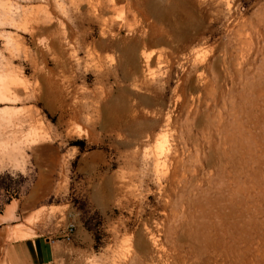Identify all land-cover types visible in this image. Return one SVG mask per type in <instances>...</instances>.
I'll return each instance as SVG.
<instances>
[{"label":"rangeland","instance_id":"obj_1","mask_svg":"<svg viewBox=\"0 0 264 264\" xmlns=\"http://www.w3.org/2000/svg\"><path fill=\"white\" fill-rule=\"evenodd\" d=\"M0 15V70L63 103L19 91L0 105L17 111L0 115V263L29 264L22 241L37 238L56 247L50 264H171L144 246L153 236L179 264H212L233 245L225 264L264 263V0H0ZM133 48L151 55L144 75ZM165 155L206 197L166 206L152 163ZM12 203L15 219L1 221Z\"/></svg>","mask_w":264,"mask_h":264},{"label":"bare ground","instance_id":"obj_2","mask_svg":"<svg viewBox=\"0 0 264 264\" xmlns=\"http://www.w3.org/2000/svg\"><path fill=\"white\" fill-rule=\"evenodd\" d=\"M2 14H3V16H4V18L3 19H7V17H6V15L4 14V12H2ZM168 15V14H167ZM2 17H1V15H0V19H1ZM10 20V19H9ZM12 20V19H11ZM8 38V37H7ZM7 41H9V39H7ZM52 43H51V47L50 48H56V42L55 41H51ZM58 48V47H57ZM192 53H193V51H192ZM181 54V53H180ZM187 54V53H186ZM181 55H184V54H181ZM190 55V53L188 54V56ZM184 56H186V55H184ZM150 57H151V55L149 54V53H146L145 51H142V50H140V51H138V49L137 48H133V49H131V51L129 52V55H128V62L129 63H132L133 65H134V69H132L133 71H134V74H138V73H140V74H143V73H145L147 70H148V66H149V63L151 62V59H150ZM178 58H179V56H178ZM186 58H188V57H186ZM190 58V57H189ZM192 58L194 59V60H196V62H197V58H198V53H195V54H192ZM183 59V58H182ZM200 59V58H199ZM0 60H1V62H3V61H5L4 60V57L2 56V54H0ZM190 60V59H189ZM188 60V61H189ZM201 62V61H200ZM157 63H158V61H157ZM202 63V62H201ZM4 66H3V70H0V105L1 104H8V105H14L15 103H17V102H19L20 101V99H19V97L20 96H18V93H19V91H20V93L22 92V95H23V100H32V101H41L42 103H43V105L47 108V109H51L52 110V102L53 101H55L56 100V102H57V105H58V108H60V109H62V106H63V103H62V101H60L61 100V97L60 96H58L59 94L57 93V94H53V92L48 88V87H45L44 88V93L43 94H40L39 93V89H37V88H33V89H31V90H29V91H27L26 90V88L24 87L23 88V86H22V84L23 83H21L20 81H19V79L17 78V76H15V75H13L11 72H10V70L9 69H5V67H7L8 66V63L7 62H4ZM159 64V63H158ZM163 64H166V65H169L170 64V61H169V59L168 58H164V61H163ZM201 65V64H200ZM2 66V65H1ZM1 69H2V67H1ZM203 69V68H202ZM201 69V70H202ZM205 73V72H204ZM144 75V74H143ZM147 75V74H146ZM200 76L202 77L203 76V72L200 74ZM206 76V75H205ZM144 77V76H143ZM199 77V76H198ZM145 78V77H144ZM195 79H197V78H195ZM43 80V79H42ZM208 80V79H207ZM195 81V80H194ZM198 81V80H197ZM44 82V81H43ZM45 84H46V81H45ZM53 85V84H52ZM42 86H44V85H42ZM46 86V85H45ZM53 89V88H52ZM58 90V89H57ZM174 93H175V95L177 94V93H179V89H178V86H176L175 88H174ZM178 97L180 96V95H177ZM22 99V98H21ZM176 101V100H175ZM177 102V101H176ZM55 103V102H54ZM112 103V102H111ZM174 105V104H173ZM114 106V105H113ZM108 107L109 106H107V105H103L102 106V109H101V113H102V115H103V117L104 118H108L109 117V111H108ZM16 110H15V108L14 107H5V108H3L2 110H0V115H8L9 117L10 116H14L15 114H16ZM168 116V115H167ZM165 118H167L166 116H165ZM166 121H167V119H166ZM168 124V123H167ZM163 127V126H162ZM167 127V126H166ZM164 129V128H163ZM151 130V124L148 122V121H146V122H144V124H142L141 126H140V129H138V131H137V135H139V137H149V135L151 134V132H149ZM167 130H169L168 129V127H167ZM165 133V132H164ZM163 133V134H164ZM160 135V133L158 134V135H160L159 137V139H158V144L159 145H157V146H160L159 147V149H160V151H162L161 150V142H163L164 141V139H166L167 137H165L164 135ZM166 134V133H165ZM168 136V135H167ZM41 136H39V137H37V138H35V140L34 141H39V140H41L42 138H40ZM43 137V136H42ZM138 137V138H139ZM157 141V140H156ZM161 144V145H160ZM166 145V144H165ZM164 145V146H165ZM168 145V144H167ZM176 148V147H175ZM7 149L8 148H6V147H4L1 143H0V155H2V154H5L6 152H7ZM162 149H165L164 147H162ZM171 149V148H170ZM198 149V148H197ZM159 151V152H160ZM176 151V150H175ZM174 152V151H173ZM166 153H169V149H167V151H166ZM142 154V153H141ZM171 154H173V153H171ZM177 154V153H176ZM157 155H159V154H157ZM166 156V155H165ZM177 156V155H176ZM148 158H149V156L147 155V153H145V154H143V159L146 161H148ZM166 158V162H165V160L164 161H161L160 160V157H157V156H155L154 158H153V161H152V163H153V168H154V170H155V174H156V176H158V179H157V181H159V185L161 186V188H160V196H161V198L163 199V202H165V204H166V206H175L176 204H177V200L179 199V197L181 198L182 197V195L183 194H190V193H193V192H196L197 194H202V196H204V197H206L205 195H206V191H203L202 190V187H203V185H202V182L196 177V175H195V172H193V171H191L192 173H189L188 171H186V170H184V169H180L181 171L177 174V173H175V172H173L171 169H172V167H173V165H174V163H176L177 164V162L175 161V156L173 157V156H170L169 155V157H168V155L165 157ZM152 159V158H151ZM166 163H167V165H166ZM183 163V162H182ZM141 164H143V163H141ZM164 167L165 168V166H166V169H165V172H162V173H159L158 171H159V167ZM147 167H149L148 165H147ZM175 167V166H174ZM173 167V169H175ZM181 167V166H180ZM185 168V167H184ZM177 169V168H176ZM179 169V168H178ZM145 171H146V169H145ZM144 171V172H145ZM178 171V170H177ZM176 171V172H177ZM141 174H143V173H141ZM152 175V174H151ZM141 176H143V175H141ZM221 176V175H220ZM219 176V177H220ZM153 177V176H152ZM211 177H212V175H211ZM207 178V177H206ZM143 179V178H142ZM145 179H147V178H145ZM163 180L164 181V184H162L161 182H160V180ZM209 179V178H208ZM217 179V178H216ZM224 179V178H223ZM156 180V179H155ZM203 180V179H202ZM222 181V180H221ZM152 182V181H151ZM139 183V182H138ZM143 183V182H142ZM225 183V182H224ZM155 184V183H154ZM215 184V183H214ZM219 184V183H218ZM158 185V186H159ZM216 186H217V184H216ZM224 186V185H223ZM204 187H205V185H204ZM209 187V186H208ZM207 187V188H208ZM179 188V189H178ZM212 188V187H211ZM103 189V188H102ZM204 189V188H203ZM217 189V188H216ZM208 190H209V188H208ZM222 190V189H221ZM113 191V190H112ZM157 191V190H156ZM214 191V190H213ZM109 193H112V192H109ZM211 193V192H210ZM218 194V193H217ZM217 194H215L216 196H217ZM98 195V194H97ZM103 195V194H102ZM191 195V194H190ZM210 195V194H209ZM214 195V196H215ZM221 195H223V194H221ZM231 195V194H230ZM111 196V195H110ZM186 196V195H185ZM208 196V195H207ZM218 196H219V194H218ZM217 196V197H218ZM226 196H228V195H226ZM101 197V196H100ZM117 197V196H116ZM159 197V196H158ZM195 197H196V195H195ZM198 197H200V196H198ZM210 197V196H209ZM203 198V197H202ZM223 198V197H222ZM226 198H229V197H226ZM231 198V197H230ZM102 199V198H101ZM110 199H111V197H110ZM109 199V200H110ZM185 199V198H184ZM204 199V198H203ZM212 199V198H211ZM214 199V198H213ZM212 199V200H213ZM209 199H207V201H208ZM217 200V199H216ZM220 200V199H219ZM111 201V200H110ZM184 201H186V200H184ZM190 202V204H191V200H189ZM199 201V200H198ZM221 201V200H220ZM223 201V200H222ZM108 202V201H107ZM119 202V201H118ZM181 202V201H180ZM183 202V201H182ZM210 202H211V200H210ZM214 202V201H213ZM219 202V201H218ZM225 202V201H224ZM227 202V201H226ZM102 203V202H101ZM184 203V202H183ZM222 203V202H221ZM98 204H100V202L98 203ZM164 204V203H163ZM164 204V205H165ZM181 204V203H180ZM186 204V203H185ZM194 204V203H193ZM208 204H209V202H208ZM219 204V203H218ZM201 205V204H200ZM220 205V204H219ZM222 205V204H221ZM185 206V205H184ZM218 206V205H217ZM176 207V206H175ZM213 207V206H212ZM211 207V208H212ZM222 207V206H221ZM15 208H16V204L15 203H12L10 206H8V208H7V210H6V217L4 218V219H2L1 218V221H5V222H11L13 219H15L14 218V210H15ZM167 208V207H166ZM173 208V207H172ZM178 208V207H177ZM180 208V207H179ZM184 208V207H183ZM188 208H189V206H188ZM198 208H199V206H198ZM200 208H201V206H200ZM203 208V207H202ZM214 208V207H213ZM171 209V208H170ZM185 209V208H184ZM206 209V208H205ZM216 209V208H215ZM215 209H213L214 211H215ZM218 209V208H217ZM221 209V208H220ZM176 210V209H175ZM202 210V209H201ZM212 210V211H213ZM219 210V209H218ZM177 211V210H176ZM179 211V210H178ZM182 211V210H181ZM206 211H208V209L206 210ZM211 211V212H212ZM213 211V212H214ZM162 212V211H161ZM172 212V211H171ZM203 212V211H202ZM216 212V211H215ZM179 213H180V211H179ZM184 213V212H183ZM205 213V212H204ZM169 214V213H168ZM171 214V213H170ZM170 214H169V216H170ZM173 215H171L172 216V222H177V218H178V213L177 212H173L172 213ZM210 214V213H209ZM215 214V213H214ZM225 214H226V212H225ZM166 215V214H165ZM186 215V214H185ZM216 215H217V213H216ZM223 216H224V214H222ZM221 215V216H222ZM179 216H181V215H179ZM210 216V215H209ZM180 218V217H179ZM184 218V217H183ZM182 218V219H183ZM216 218V217H215ZM219 218L220 217H218V220H219ZM30 219V218H29ZM181 219V218H180ZM209 219V218H208ZM217 219V218H216ZM215 219V220H216ZM31 220V219H30ZM161 220V219H160ZM212 221L214 222V220L212 219ZM27 222V221H26ZM30 222L31 221H29V224H30ZM161 222V221H160ZM217 222V221H216ZM165 223V222H164ZM163 223V224H164ZM168 223V222H167ZM166 223V224H167ZM170 223V222H169ZM181 224H182V221L180 222ZM185 223V222H184ZM225 223H226V220H225ZM155 224H157L156 222H155ZM159 225V224H158ZM176 225H177V223H176ZM220 225V224H219ZM226 225V224H225ZM163 226V225H162ZM181 226V225H180ZM214 226V225H213ZM212 226V227H213ZM223 226V225H222ZM175 227V226H174ZM173 227V228H174ZM207 227V226H206ZM21 228L22 227H20V226H18V227H14V230H18V229H20L21 230ZM167 228V227H166ZM172 228V229H173ZM177 228H178V226H177ZM208 228V227H207ZM216 228H218L217 226H216ZM156 229V228H155ZM162 229V228H161ZM179 229V228H178ZM235 229V228H234ZM146 230H149V229H146ZM157 230H158V228H157ZM160 230V229H159ZM164 230V229H163ZM176 230V229H175ZM221 230V229H220ZM145 231V230H144ZM153 231V230H152ZM224 231V230H223ZM236 231H238V230H236ZM17 232H19V230L17 231ZM162 232V231H161ZM164 232V231H163ZM162 232V233H163ZM208 232V231H207ZM216 232H217V230H216ZM216 232H214V233H216ZM16 233V232H15ZM148 233V232H147ZM157 233V232H156ZM165 233V232H164ZM212 233V232H211ZM210 233V234H211ZM224 233V232H223ZM237 233V232H236ZM151 234H153V233H151ZM210 234H208V235H210ZM213 234V233H212ZM25 235V237L27 236L26 234H24ZM208 235H207V237H208ZM215 235V234H214ZM159 236V235H158ZM165 236V235H164ZM212 237H213V235H211ZM237 236H239V234L237 235ZM236 236V237H237ZM148 237V236H147ZM156 237V236H155ZM160 237V236H159ZM232 238H233V236H231ZM142 238V237H141ZM242 238V237H241ZM138 239H139V237H138ZM164 239V238H163ZM223 239V238H222ZM221 239V240H222ZM203 240V239H202ZM206 240V239H205ZM229 240V239H228ZM234 240V239H233ZM141 241H143V240H141ZM140 241V242H141ZM208 241V240H207ZM212 240H210V242H211ZM232 241V240H231ZM235 241V240H234ZM237 241V240H236ZM253 241V240H252ZM139 242V241H138ZM205 242V241H204ZM214 242V241H213ZM222 242V241H221ZM233 242V241H232ZM240 242V241H239ZM143 243V242H142ZM207 243V242H206ZM209 243V242H208ZM223 243H225V242H223ZM228 243H229V241H228ZM243 243V242H242ZM253 243H255V242H253ZM204 244V243H203ZM212 244V242L210 243V245ZM218 244H219V242H218ZM140 245V244H139ZM164 246V244H162L161 243V241H159V239L157 238H154V236L153 237H148V238H146L145 239V242H144V246L147 248V249H149V250H151V251H153L154 252V254H155V258H156V260L157 261H161V262H165V261H169L170 259H171V264H179V260H178V258L177 257H175L174 255H170L169 253H166L165 251H164V248H163V246ZM209 245V244H208ZM207 245V246H208ZM226 245H228V244H226ZM243 245V244H242ZM251 245V244H250ZM257 245V244H256ZM255 245V246H256ZM204 246V245H203ZM220 246H222V243H221V245ZM234 246V245H233ZM230 247L229 246V249H236V247L234 248V247ZM237 246V245H236ZM240 246V245H239ZM174 247V246H173ZM243 247V246H242ZM259 247V246H258ZM200 248V247H199ZM198 248V249H199ZM214 248V247H213ZM251 248V247H250ZM255 248V247H254ZM173 249V248H172ZM176 249V248H175ZM206 249V248H205ZM222 249V248H221ZM229 249L227 248V246L225 247L224 246V249L222 250V251H220V250H214V252H213V254H212V256H210V258H209V260H210V262L212 261V264H225V260H226V258L229 256L227 253L229 252ZM245 249V248H244ZM170 250H171V248H170ZM177 250V249H176ZM197 250V249H196ZM201 250H203V249H201ZM241 250V249H240ZM239 250V251H240ZM246 250V249H245ZM199 251V250H198ZM242 251V250H241ZM247 251V250H246ZM252 251V250H251ZM257 251V250H256ZM171 252V251H170ZM178 252V251H177ZM180 252V251H179ZM204 252H206V251H204ZM211 252V251H210ZM209 252V253H210ZM232 252V251H231ZM235 252V251H234ZM259 252V251H258ZM202 253V252H201ZM230 253V252H229ZM233 253V252H232ZM237 253V252H236ZM251 254L253 253V252H250ZM153 254V255H154ZM173 254V253H172ZM177 254V253H176ZM198 254V253H197ZM235 254V253H234ZM238 254V253H237ZM256 254V253H255ZM259 254V253H258ZM257 254V255H258ZM180 255V254H179ZM200 255V254H199ZM204 255V254H203ZM209 255V254H208ZM228 255V256H227ZM232 255V254H231ZM236 255V254H235ZM235 255H234V257H235ZM253 255V254H252ZM178 256V255H177ZM198 256V255H197ZM201 256V255H200ZM199 256V257H200ZM240 256V255H239ZM249 256V255H248ZM261 256V255H260ZM203 256H201V258H202ZM208 257V256H207ZM232 257V256H231ZM255 257V256H254ZM259 257V256H258ZM152 258V257H151ZM154 258V259H155ZM204 258V257H203ZM256 259H257V256L255 257ZM183 259V258H182ZM204 259H206V258H204ZM203 259V260H204ZM227 259H229V257L227 258ZM249 259V258H248ZM255 259V260H256ZM259 259H260V257H259ZM6 260V259H5ZM4 260V261H5ZM202 260V261H203ZM208 260V259H207ZM236 260V259H235ZM252 260V259H251ZM3 261V262H4ZM186 261H188V259L186 260ZM191 261V260H190ZM227 261V260H226ZM254 261V260H253ZM256 261H258V260H256ZM261 261V260H260ZM259 261V262H260ZM7 262V261H6ZM5 262V263H6ZM182 262V261H181ZM185 262V261H184ZM230 262H231V260H230ZM229 262V263H230ZM233 262V261H232ZM264 262V261H263ZM4 263V264H5ZM155 263V262H154ZM192 263V262H191ZM202 263V262H201ZM200 263V264H201ZM228 263V264H229ZM246 263H248V262H246ZM251 263V262H250ZM0 264H2V262L0 263ZM7 264V263H6ZM160 264V263H159ZM163 264V263H162ZM183 264V263H182ZM189 264V263H188ZM192 264H198L196 261H193V263ZM249 264V263H248ZM257 264V263H256ZM264 264V263H263Z\"/></svg>","mask_w":264,"mask_h":264},{"label":"crops","instance_id":"obj_3","mask_svg":"<svg viewBox=\"0 0 264 264\" xmlns=\"http://www.w3.org/2000/svg\"><path fill=\"white\" fill-rule=\"evenodd\" d=\"M29 264H50L55 260L56 247L45 239L24 240Z\"/></svg>","mask_w":264,"mask_h":264},{"label":"built area","instance_id":"obj_4","mask_svg":"<svg viewBox=\"0 0 264 264\" xmlns=\"http://www.w3.org/2000/svg\"><path fill=\"white\" fill-rule=\"evenodd\" d=\"M66 239H68V237H66Z\"/></svg>","mask_w":264,"mask_h":264}]
</instances>
